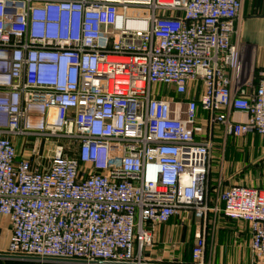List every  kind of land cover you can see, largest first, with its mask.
<instances>
[{"label":"built area","instance_id":"1","mask_svg":"<svg viewBox=\"0 0 264 264\" xmlns=\"http://www.w3.org/2000/svg\"><path fill=\"white\" fill-rule=\"evenodd\" d=\"M244 0H0V215L10 257L141 264L148 224L213 203L250 226L264 264V190L212 199L228 140L264 137V70L232 43ZM180 97V98H177ZM52 112H54L52 114ZM244 115L245 121L234 119ZM64 133L51 165L39 141ZM32 138L20 157L16 139ZM197 235L194 264H204Z\"/></svg>","mask_w":264,"mask_h":264},{"label":"crops","instance_id":"2","mask_svg":"<svg viewBox=\"0 0 264 264\" xmlns=\"http://www.w3.org/2000/svg\"><path fill=\"white\" fill-rule=\"evenodd\" d=\"M232 43L239 46L248 63H253L254 70H264V0L243 1L242 11L235 22ZM234 119L245 121L246 117L235 114ZM254 136L264 139L258 135H249L250 138ZM246 140L251 142L248 137L235 141L236 144L239 143L235 147L238 153L247 148L243 146ZM253 143L252 141L251 144ZM230 144L228 140L227 146ZM257 173V170L250 172L245 178L252 183L255 180L264 190V175L258 177ZM215 206L211 207L207 220L197 217L193 211H181L164 225L148 224L146 228L154 235V245L144 250L141 264H194L192 250L196 237L200 234H205L207 239L204 264H254L250 249V226L226 218ZM11 232L10 221L0 215V264H74L10 257L6 250Z\"/></svg>","mask_w":264,"mask_h":264},{"label":"rangeland","instance_id":"3","mask_svg":"<svg viewBox=\"0 0 264 264\" xmlns=\"http://www.w3.org/2000/svg\"><path fill=\"white\" fill-rule=\"evenodd\" d=\"M260 72L261 71H257V69L253 72V81L255 84H257L260 79ZM260 137L264 138L262 136ZM229 140L231 144L226 147L224 163L222 164L221 160H215L213 163L214 170L210 173V189L213 192V201L218 193L231 185L243 184L251 187H258L260 189L263 188L261 185H257L255 180H253L252 183L249 179H246L245 176L256 170L258 172L257 174H259L258 177L264 175V139L261 140L255 136L251 138L248 137V140L251 142L253 141L254 143L251 144V142L247 140L244 141L243 146L247 148L243 150L242 153H238L237 150H235V147H238L239 145V143H235L237 140L233 138H230ZM34 141L35 139L32 138H19L16 140L20 157H27L31 154V151L34 148ZM57 147H62L63 153L66 156H72L78 150L79 141L64 136V133L57 137H50L49 139L42 138L39 141L37 155H34L32 159L33 164L40 165L42 168L50 167L52 157L54 156ZM211 204L216 205V200Z\"/></svg>","mask_w":264,"mask_h":264},{"label":"bare ground","instance_id":"4","mask_svg":"<svg viewBox=\"0 0 264 264\" xmlns=\"http://www.w3.org/2000/svg\"><path fill=\"white\" fill-rule=\"evenodd\" d=\"M54 112H52V114H53ZM54 115V114H53Z\"/></svg>","mask_w":264,"mask_h":264},{"label":"trees","instance_id":"5","mask_svg":"<svg viewBox=\"0 0 264 264\" xmlns=\"http://www.w3.org/2000/svg\"><path fill=\"white\" fill-rule=\"evenodd\" d=\"M213 193V192H212Z\"/></svg>","mask_w":264,"mask_h":264}]
</instances>
